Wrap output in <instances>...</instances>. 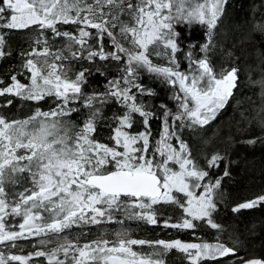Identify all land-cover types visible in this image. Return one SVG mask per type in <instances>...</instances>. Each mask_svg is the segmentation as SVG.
Segmentation results:
<instances>
[{"label": "snow or ice", "instance_id": "obj_1", "mask_svg": "<svg viewBox=\"0 0 264 264\" xmlns=\"http://www.w3.org/2000/svg\"><path fill=\"white\" fill-rule=\"evenodd\" d=\"M228 5L0 0V61L15 56L19 65L0 75V246L21 250H0V264H166L173 250L187 264H264L219 236L196 235L201 225L223 232L216 217L231 173L215 172L227 148L201 156L185 133L211 125L242 78L259 99V111L245 113L243 123L264 133V42L254 44L255 35L264 38V17L249 27L259 54L247 71L227 52L232 62L217 71L211 57ZM144 72L170 86L174 104L148 103L157 93L144 85ZM16 101L31 113L5 111ZM101 124L110 130L106 142L97 139ZM260 206L264 194L231 210ZM128 221L190 230L194 239L132 238ZM25 241L35 242L31 252L23 253Z\"/></svg>", "mask_w": 264, "mask_h": 264}, {"label": "trees", "instance_id": "obj_2", "mask_svg": "<svg viewBox=\"0 0 264 264\" xmlns=\"http://www.w3.org/2000/svg\"><path fill=\"white\" fill-rule=\"evenodd\" d=\"M264 17V5L261 0H229L223 23L216 35V49L213 50L212 60L219 71L232 61L225 53H231L233 57L238 58L241 66L247 71V63L256 60L259 54L258 47L253 51V46L247 40L251 22ZM193 38L200 36V31L192 33ZM264 42V38L255 35L254 44L256 46ZM13 45L19 48L21 39L17 37L13 40ZM155 62L164 63L163 60L154 57ZM18 57H11L0 61V75H5L13 69H18ZM112 72L117 69L110 67ZM141 79L146 87L153 88L157 95L148 99V103L159 105L160 103L174 104L171 99L172 90L161 79L154 77L146 72L141 74ZM247 81L242 78L241 86L235 94V98L230 101L215 121L205 129L201 130L199 135L185 133V139H188L197 154L203 155L206 151H223L227 148V156L215 172L222 174L227 168L231 175L222 180V191L224 198L216 217L217 222L223 225V232L217 233L201 225L196 229V235L208 241H214L217 236L219 239L229 245H234L238 253L243 258H264V206L251 210H242L239 213L232 212L234 204L256 195L264 194V133L258 127L253 128L251 124H244L243 117L245 113L255 114L259 111L258 94H254L252 89L247 87ZM3 98H0L2 102ZM47 105H45V110ZM16 118H23L32 111V106L20 101L15 102L11 109H5ZM106 111H109L106 109ZM110 111H115L112 108ZM159 125L154 124V130H158ZM109 128L101 124L98 126L97 139L102 142L107 141ZM255 138L257 143L248 144L247 139ZM169 215L172 213L169 212ZM131 226L129 233L132 238L138 239H165L182 241H192L194 236L189 231H177L175 229H164L162 227H152L138 224L134 221H128ZM114 227H119L118 225ZM113 238V237H109ZM35 242H22L23 253L31 252ZM0 250L6 252L14 251L21 254L20 248ZM144 252H151L152 249H141ZM166 264H187L183 255L175 250L166 256ZM39 264V262H38Z\"/></svg>", "mask_w": 264, "mask_h": 264}, {"label": "rangeland", "instance_id": "obj_3", "mask_svg": "<svg viewBox=\"0 0 264 264\" xmlns=\"http://www.w3.org/2000/svg\"><path fill=\"white\" fill-rule=\"evenodd\" d=\"M236 264H238V262H236Z\"/></svg>", "mask_w": 264, "mask_h": 264}]
</instances>
